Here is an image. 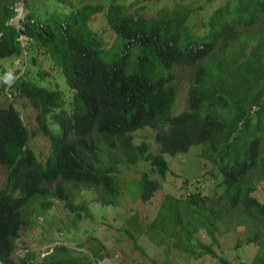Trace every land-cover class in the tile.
Returning a JSON list of instances; mask_svg holds the SVG:
<instances>
[{
	"label": "trees",
	"instance_id": "1",
	"mask_svg": "<svg viewBox=\"0 0 264 264\" xmlns=\"http://www.w3.org/2000/svg\"><path fill=\"white\" fill-rule=\"evenodd\" d=\"M130 1L0 0V62L26 56L36 67L48 58L72 92L67 98L20 72L5 83L7 63L0 64V99L9 91L37 112L30 133L15 107L0 108V166L8 173L0 188V264H35L31 255L14 259L35 202L45 212L52 197L78 217L90 215L64 186L94 189L102 205L116 206L120 186L103 166L100 142L116 138L128 151L130 134L147 128L157 130L161 154L143 144L140 161L158 178L169 170L164 155L200 148L205 165L192 189L187 179L184 195L165 197L148 237L196 260L233 264L214 250L230 238L235 249L255 246L251 264H264V0H224L210 15L178 4L152 19ZM18 3L27 13L15 22ZM181 70L190 86L187 109L175 116ZM38 135L48 142L46 156L30 145ZM137 184L143 203L162 188L148 172ZM209 186L213 192L204 193ZM40 264L91 262L56 245Z\"/></svg>",
	"mask_w": 264,
	"mask_h": 264
},
{
	"label": "rangeland",
	"instance_id": "2",
	"mask_svg": "<svg viewBox=\"0 0 264 264\" xmlns=\"http://www.w3.org/2000/svg\"><path fill=\"white\" fill-rule=\"evenodd\" d=\"M130 2H135L134 8L140 11L145 19H152L161 12L173 10L178 4H184L189 8L204 6L207 15H210L222 5L224 0L211 4H207L206 0H184V2L180 0H131ZM16 8L18 16L23 17L27 13L23 3H18ZM108 39L112 41V36L108 35ZM42 58H38L36 67L30 64V59L26 56L6 59L0 64L7 63L6 67L5 64L2 67L6 68L5 76L10 75L11 81L18 72L26 73L39 86L46 89L58 87L67 98H70L72 92L58 68L50 59ZM9 64L13 65L7 67ZM42 71L50 74L42 78L37 73ZM180 74L181 88L173 111L175 116L187 109V95L190 86L188 72L181 70ZM8 105H12L19 111L30 133L37 129L35 121L37 112L28 101L8 91V96L0 99V108H6ZM156 135L157 130L149 128L130 134L132 144L128 151L120 147V142L116 138H106L101 141L99 147L103 166L115 173L120 186V198L117 205L109 207L102 205L98 199V192L94 189H72L70 186H64L73 191L77 205L88 207L90 215L86 218L78 217L70 213L63 203L52 197L48 199L51 209L45 212L40 210V202H35L29 211L32 226L21 232L14 256L15 260L20 261L27 255H31L32 261L40 264L48 249L63 245L68 247L74 256L86 258L91 264H217V260L209 258L210 256L196 260L190 254L175 247L153 242L147 235L165 197L184 195L187 191L185 181L187 179L192 181V189L196 177L201 176L205 171L203 170L204 161L200 157V148H194L188 154L177 157L164 155L169 164V170L164 179L158 178L155 172L151 173L150 165L140 161L138 147L145 144L151 154H161ZM30 145L37 154L43 156L48 154L46 147L48 142L41 135L33 139ZM134 160L137 162H132ZM144 172H148L152 179H157L162 184V188L147 203H143L134 192ZM7 174V169L0 166V188L6 183ZM48 187L50 191H53L54 186ZM203 192L209 194L213 192V188L210 186L203 188ZM132 217L136 218L134 222H132ZM200 238L206 244H210V240L204 234ZM235 244L233 239L221 238V248L214 247V250L219 257H223L230 263L251 264L256 247L243 246L235 249Z\"/></svg>",
	"mask_w": 264,
	"mask_h": 264
},
{
	"label": "clouds",
	"instance_id": "3",
	"mask_svg": "<svg viewBox=\"0 0 264 264\" xmlns=\"http://www.w3.org/2000/svg\"><path fill=\"white\" fill-rule=\"evenodd\" d=\"M4 82L5 83H11V77H10V75H6L5 77H4ZM18 243V242H17ZM15 259V258H14Z\"/></svg>",
	"mask_w": 264,
	"mask_h": 264
},
{
	"label": "water",
	"instance_id": "4",
	"mask_svg": "<svg viewBox=\"0 0 264 264\" xmlns=\"http://www.w3.org/2000/svg\"><path fill=\"white\" fill-rule=\"evenodd\" d=\"M20 18H21V16H18V17L15 19V21L17 22Z\"/></svg>",
	"mask_w": 264,
	"mask_h": 264
}]
</instances>
